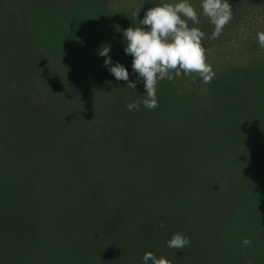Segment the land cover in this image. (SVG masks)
<instances>
[{
    "label": "trees",
    "instance_id": "1",
    "mask_svg": "<svg viewBox=\"0 0 264 264\" xmlns=\"http://www.w3.org/2000/svg\"><path fill=\"white\" fill-rule=\"evenodd\" d=\"M162 2L0 0V264H264V0H229L215 40L190 0L215 77L159 81L129 112L145 89L123 32Z\"/></svg>",
    "mask_w": 264,
    "mask_h": 264
},
{
    "label": "clouds",
    "instance_id": "2",
    "mask_svg": "<svg viewBox=\"0 0 264 264\" xmlns=\"http://www.w3.org/2000/svg\"><path fill=\"white\" fill-rule=\"evenodd\" d=\"M202 14L214 26L210 40L218 39L224 28L233 18L232 5L229 0H201ZM140 11L135 13L137 17ZM199 14L190 0H179L176 3L162 2L149 8L138 27H129L123 32L127 46L125 53L132 57V71L137 75V81H142L145 95L141 101H133L126 105L129 112L139 110L141 104L148 110L156 109L158 104L157 85L159 81L171 82L181 74L198 75L204 84H209L215 77L213 67L207 63L206 50L202 46L205 33L198 27ZM146 26V27H145ZM259 47L264 49V31L256 33ZM110 46L102 45L98 55L105 57L104 65L117 81H126L127 88L136 89V82L129 80L128 70L119 62L113 63L109 55ZM164 228L163 222L159 225ZM191 243L189 237L182 233H173L167 240L169 249L182 250ZM242 246L247 248L252 244L250 238L242 240ZM143 264H171L163 256L159 258L151 251L143 255Z\"/></svg>",
    "mask_w": 264,
    "mask_h": 264
},
{
    "label": "rangeland",
    "instance_id": "3",
    "mask_svg": "<svg viewBox=\"0 0 264 264\" xmlns=\"http://www.w3.org/2000/svg\"><path fill=\"white\" fill-rule=\"evenodd\" d=\"M28 62L29 63H31L32 62V60L30 61V59L28 60ZM39 64H37V65H34V66H38ZM44 68L43 67H41V70H43ZM20 112L21 113H24V114H28L26 111H25V109L23 108V107H21V109H20Z\"/></svg>",
    "mask_w": 264,
    "mask_h": 264
}]
</instances>
